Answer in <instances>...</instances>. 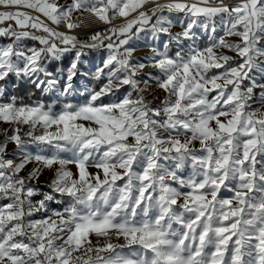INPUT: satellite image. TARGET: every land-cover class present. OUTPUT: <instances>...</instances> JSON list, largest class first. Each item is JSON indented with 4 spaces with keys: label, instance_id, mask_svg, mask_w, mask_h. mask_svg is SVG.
<instances>
[{
    "label": "snow or ice",
    "instance_id": "obj_1",
    "mask_svg": "<svg viewBox=\"0 0 264 264\" xmlns=\"http://www.w3.org/2000/svg\"><path fill=\"white\" fill-rule=\"evenodd\" d=\"M174 12L188 21L179 20L182 31L175 34L177 21L164 14ZM74 13L124 22L80 41L70 34L82 23L73 21ZM60 25L67 31L57 30ZM194 27L213 34L207 47L194 46ZM142 32L154 40L168 36L147 63L133 61L136 49L128 46ZM231 36L239 42L225 39ZM0 38L8 41L0 45V99L13 76L43 92L64 79L60 95H72L85 49L108 52L93 76L99 88H86L83 104L54 112L43 103L17 105L15 96L0 103V121L15 125L0 141V200L7 201L0 205V264H264V84L250 75L264 72V0L234 6L225 0H0ZM27 40L40 47H27ZM184 40L193 41L188 52L169 55V45ZM218 48L236 53L235 66ZM73 51L66 78L48 71V63ZM146 67L158 74L140 77ZM211 69L223 71L208 76ZM153 82L167 94L155 108L144 96ZM29 144L39 152L29 153ZM33 162L39 167L21 176ZM69 163L77 174L66 170ZM55 165L52 192L33 204L37 191L28 183ZM185 168L191 169L187 176ZM222 189L232 196L219 198ZM54 194L68 197V206L42 220L26 219L48 211ZM91 235L105 242L93 245Z\"/></svg>",
    "mask_w": 264,
    "mask_h": 264
},
{
    "label": "rangeland",
    "instance_id": "obj_2",
    "mask_svg": "<svg viewBox=\"0 0 264 264\" xmlns=\"http://www.w3.org/2000/svg\"><path fill=\"white\" fill-rule=\"evenodd\" d=\"M70 2H71V0H58V3L61 5H65V4H68ZM161 2H164V0H161ZM184 2L191 4V3L196 2V0H184ZM240 2H241V0H225V3L228 4L229 6L237 5ZM199 6H204V5H199ZM146 7H151V5H146ZM164 14L165 15H171L173 20L177 21L176 25L171 29L173 34L182 31V28L180 27L179 22H178L179 20L183 19L185 23L188 22L187 18H185L184 13H175L174 12L171 14H169V13H164ZM34 15H35V13H34ZM87 17H93V16L89 15L88 13H84L82 16L79 13H74L73 14V21L78 22V23L80 21H82V23H80V26H82ZM129 18H131V17H129ZM118 19L122 20L124 18H117L116 20H114L112 22H115ZM214 19H215L216 28H217L215 35L217 37L224 36V29L220 23V17L218 16V17H215ZM225 19H226V17H225ZM119 25H117V26H119ZM59 28L61 29V31H67L63 25H60ZM78 28L73 29L70 34L77 36L78 40H80V41H86L88 36L91 34H89V35H77L75 32L77 31ZM105 30L106 29L100 30L99 32H102ZM192 31L195 34V45H194L195 47H197L199 49H203L211 43L210 36L213 35L211 32H206L200 27H194L192 29ZM37 34H40V33H37ZM140 35H141L142 39H135L133 41H130V43L128 45V46H131V47L136 49V51L133 52L131 59L133 61L139 60V61L147 63V61L144 58L145 57H151L154 54L152 52L153 47H158V48L162 49L164 42L168 40V36L161 34L158 40H154V39H152L151 34H145L142 32ZM225 39L229 42H232V43H238L239 42V38L235 37V36L225 37ZM7 42H8L7 39L0 38V45L6 44ZM24 43L27 47H40V45L36 41L27 40ZM105 43H107V41H105ZM192 44H193V41H191V40H184L179 45L176 44L175 42H172L169 45V55L174 56L177 51L187 53L189 50V46ZM261 46H264V41H261ZM214 51L218 55L224 54V55H228V56L232 57L233 59L229 62L232 66H235V64L240 59L236 55L235 52L230 51L228 49L218 48V49H215ZM85 52L87 53V55H84L81 57L80 63L78 64V68L76 71V75L72 81L73 88L75 90L74 94L68 95V96L60 95V90H62L64 82H65L64 79H60V83L56 86V90H54V91L43 92V91L38 89L41 96L49 97L52 100V102L47 103L45 105H52L54 112H59L63 108L64 104H66V103H72L74 105H80V104L85 103L86 94L82 95L81 93H84L86 88H89V89H91V88L98 89L99 88L100 82L93 79V76H94L96 70L99 67H102L103 62L108 55V52L104 48L85 49ZM74 59H75L74 51L69 52V53H65L64 56L60 60H53L47 64L48 71L53 72L57 78H59L61 75L66 78L67 69L69 68L71 62ZM259 62L261 63L262 67H264V58H261V60ZM221 71H223V69H211L208 72V76H212L213 74H215L217 72H221ZM147 73L158 74L156 69H153L151 67H146L139 75L142 78H146ZM250 75L253 77V79L257 83L264 84V72L259 71V70H254ZM247 83H248V81H245V84H247ZM14 84L15 85H22L23 84L25 86H34L32 83H30L29 81H27L25 79L17 80L13 76L6 83V95L2 99H0V103L7 102L9 100V98L12 97V95L10 96V92L12 91ZM141 87H143V85H141ZM260 91H261V89H259V88L255 89L254 100L258 99ZM123 94H124V92L122 90L121 93H118L117 95L122 97ZM166 95L167 94L165 92H163L162 90L155 87L154 82H153L152 87L144 93L146 100L150 103V106L153 108L160 106L161 101H163L166 98ZM215 95H216V92H214V91L208 93V99L211 100L212 97ZM104 100H105V102H108V98H104ZM38 103H40V102H38ZM16 104L20 105L17 102H16ZM252 107L253 108H261V105L259 103L254 102V103H252ZM261 110L264 111V108H262ZM220 119H221V121H226L227 117H220ZM211 126L215 127V122H212ZM14 127H15V125L0 121V141H3V139H4V130L7 129L8 130L7 134L11 135L12 129ZM27 131H28V127L26 125L21 126V133L20 134L22 137L24 136V133H26ZM40 131L41 130L39 128H37L36 134L37 135L40 134ZM49 131H52V129H49ZM199 146L200 145H199L198 141L194 142V147L199 148ZM14 149H15V145L10 143L7 147V152L9 154H11L14 151ZM27 151L29 153H32V154H37L39 152V147L37 145L29 144L27 146ZM41 154L51 155V152L49 151V152H44ZM61 156H62V158L66 159V160H72L73 159V156L71 153H61ZM9 158H12V157L9 156ZM16 162L18 163L19 161L17 160ZM34 167H39V165H37L35 162L28 164L26 166V168L20 173V175L26 176L28 174V172H30ZM58 167H59V165H55L52 169L42 168L39 179L35 180V181H30L28 183L29 187H33L37 191V194L31 198L33 204H36L39 200H42L46 193L52 192L51 182L55 178V171H56V168H58ZM65 167H66L67 171H71L74 175L77 174V168H76V165L74 163H69ZM88 171L95 174L98 171V169H96L94 167H89ZM190 171H191L190 168H185L181 174L184 176H187L190 173ZM117 183L122 185L124 183V181H117ZM183 191H187V189H183ZM54 195H56V194H54ZM231 196H232L231 192H227V191H224L222 189L219 198H228ZM68 200H69L68 197H60L59 195H56V201H61V202L58 203L56 201H48L47 202L48 211L34 212L30 217H26V219L34 220V221L45 219L46 217L51 216L53 211H62L63 208L67 207L68 206ZM5 203H7V201L0 200V205H3ZM180 203H183L182 199H181ZM225 223H228V222H225ZM173 227L178 228L179 226L173 225ZM89 239L92 241L93 245H96L98 240H99V243L101 245L105 242V238H103V237L97 238L95 235H91L89 237ZM112 242L113 243H124L122 238L120 240H116L114 237L112 238ZM124 251L128 252L129 250L125 249Z\"/></svg>",
    "mask_w": 264,
    "mask_h": 264
},
{
    "label": "trees",
    "instance_id": "obj_3",
    "mask_svg": "<svg viewBox=\"0 0 264 264\" xmlns=\"http://www.w3.org/2000/svg\"><path fill=\"white\" fill-rule=\"evenodd\" d=\"M16 97V102L23 105H32L34 103H50L49 97L41 96L39 90L35 86L15 85L13 86L10 96Z\"/></svg>",
    "mask_w": 264,
    "mask_h": 264
},
{
    "label": "bare ground",
    "instance_id": "obj_4",
    "mask_svg": "<svg viewBox=\"0 0 264 264\" xmlns=\"http://www.w3.org/2000/svg\"><path fill=\"white\" fill-rule=\"evenodd\" d=\"M123 22H124V19H122V20L118 19L115 22H112V23H109V24H105L103 22L98 21L94 17H87L85 19V21H84V24L82 26H80L75 33L77 35H89V34H92L94 32L100 31V30H104V29H107V28H111V27L117 26L119 24H122ZM51 26L52 27H57L55 25H51ZM57 30L61 31V29L59 27L57 28Z\"/></svg>",
    "mask_w": 264,
    "mask_h": 264
}]
</instances>
